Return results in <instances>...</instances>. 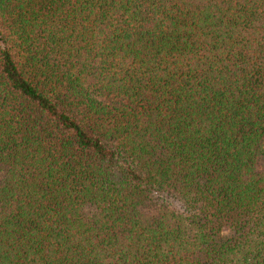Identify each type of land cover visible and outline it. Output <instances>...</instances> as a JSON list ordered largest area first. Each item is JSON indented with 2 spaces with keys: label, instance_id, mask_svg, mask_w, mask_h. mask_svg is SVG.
<instances>
[{
  "label": "trees",
  "instance_id": "16d2710c",
  "mask_svg": "<svg viewBox=\"0 0 264 264\" xmlns=\"http://www.w3.org/2000/svg\"><path fill=\"white\" fill-rule=\"evenodd\" d=\"M263 163L264 0H0V264H264Z\"/></svg>",
  "mask_w": 264,
  "mask_h": 264
},
{
  "label": "rangeland",
  "instance_id": "374dc122",
  "mask_svg": "<svg viewBox=\"0 0 264 264\" xmlns=\"http://www.w3.org/2000/svg\"><path fill=\"white\" fill-rule=\"evenodd\" d=\"M261 167H263V168H264V163L261 165ZM225 231H226V229H225Z\"/></svg>",
  "mask_w": 264,
  "mask_h": 264
}]
</instances>
